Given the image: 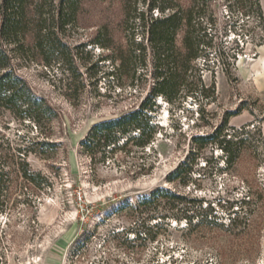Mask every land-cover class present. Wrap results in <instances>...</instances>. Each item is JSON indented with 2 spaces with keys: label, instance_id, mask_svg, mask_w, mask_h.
Instances as JSON below:
<instances>
[{
  "label": "rangeland",
  "instance_id": "obj_1",
  "mask_svg": "<svg viewBox=\"0 0 264 264\" xmlns=\"http://www.w3.org/2000/svg\"><path fill=\"white\" fill-rule=\"evenodd\" d=\"M69 1L64 46L46 49L48 62L14 57L46 101L30 102L38 120L0 108V264H264V0H166L193 9L204 48L151 110L154 52L137 14H161L152 0ZM99 37L123 50L126 74H111ZM222 44L235 55L221 57ZM144 103L150 143L98 142L96 124ZM28 168L47 182L28 181Z\"/></svg>",
  "mask_w": 264,
  "mask_h": 264
},
{
  "label": "trees",
  "instance_id": "obj_2",
  "mask_svg": "<svg viewBox=\"0 0 264 264\" xmlns=\"http://www.w3.org/2000/svg\"><path fill=\"white\" fill-rule=\"evenodd\" d=\"M75 5L74 1L70 2L69 0H0V108L13 112L20 110L19 115L33 117L36 121L38 120L36 116L31 115L30 102L42 105L46 101L43 97L36 95L26 78L18 72L14 57L19 55L25 58H30V56L35 58L36 54H42L43 60L48 62L47 57L44 55L46 49L54 50V48L64 46L61 33L70 24L65 10H74ZM149 5V11L157 9L161 14L157 13L155 15L151 12L150 17L147 19V11L141 10L138 11L137 15L143 33L147 31L149 34L148 44L154 52L157 82L149 97V101H152L149 106L151 110L152 105L156 104L159 96H166L168 99L173 100V96L179 92L177 87L185 80V73L190 62L200 58V53L204 47L201 46V42L197 40V37L193 36V30L195 29L193 9L175 7L174 4L166 0H152ZM184 27H187V29L182 37L181 46H178L175 41L176 35ZM203 29L208 38L207 44L211 45L215 35L211 32L212 29L209 30L207 26H204ZM227 33L225 37L228 36ZM97 43L110 48L113 52L112 61L115 62L116 66L113 67L111 74L118 78L126 74L129 61L122 54L123 50L120 47L116 48L111 43H104L101 37L97 39ZM221 48V57L235 55L227 51L224 44ZM200 86H203L202 81L196 87ZM187 95L194 98L199 95V90L191 87ZM25 105H27L26 109L22 110ZM147 105V103H144L142 109L126 112L116 119L96 124L95 130L97 133L105 130V133L97 134L98 142H103L104 147H111V145L117 147L120 137H125L123 145L128 144L129 141L135 138H138V144L141 146L150 143L154 134L152 124H150L151 114H148L149 108ZM46 106L51 107L47 103ZM221 130L222 128L219 131ZM133 132L135 133L132 134ZM209 136L199 135L196 136V139L202 140L200 144L203 146L207 143ZM5 143L11 152L14 151L12 155L15 151L22 153V148L19 145L12 146L9 139ZM36 143H40V141H36ZM223 148L227 150L228 154H231L226 145H223ZM5 163L3 167H5ZM189 164L190 162L186 161L181 165L189 168ZM3 172L4 168L0 171V183L4 179ZM24 176L28 181L36 182L37 186L47 182L45 178L37 180L36 178L40 175L35 174V171L29 168L24 172ZM5 197L6 199H0V213L8 207V193L5 194ZM176 197L182 198L179 195H176Z\"/></svg>",
  "mask_w": 264,
  "mask_h": 264
}]
</instances>
